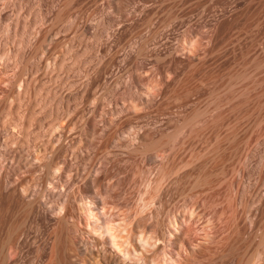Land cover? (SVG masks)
Masks as SVG:
<instances>
[{
    "label": "rangeland",
    "instance_id": "rangeland-1",
    "mask_svg": "<svg viewBox=\"0 0 264 264\" xmlns=\"http://www.w3.org/2000/svg\"><path fill=\"white\" fill-rule=\"evenodd\" d=\"M156 262L264 264V0H0V264Z\"/></svg>",
    "mask_w": 264,
    "mask_h": 264
},
{
    "label": "bare ground",
    "instance_id": "bare-ground-1",
    "mask_svg": "<svg viewBox=\"0 0 264 264\" xmlns=\"http://www.w3.org/2000/svg\"><path fill=\"white\" fill-rule=\"evenodd\" d=\"M175 225V224H174ZM175 227V226H174ZM101 229V233H105V235H108L109 236V238L111 239V242H112V246L115 248V249H117V250H120V244L118 243V235H116L117 234V232H118V226H115V225H112V224H106V226L104 227H100ZM120 230V229H119ZM97 231V230H96ZM99 231V230H98ZM145 232V231H144ZM100 233V234H101ZM104 233L103 234H101V235H104ZM142 234V233H141ZM146 236V235H145ZM152 238V237H151ZM147 239V238H146ZM145 239V237L143 236H141V238H139V242H141V243H146V244H150V240L148 241V240H146ZM184 244L185 245H189L190 243H189V241H185L184 242ZM120 245V246H119ZM182 245V244H181ZM122 247V246H121ZM122 249V248H121ZM126 250V249H125ZM122 253H124V255H127V252L125 253L124 251H121ZM130 252V251H129ZM130 254V253H129ZM120 258V257H119ZM167 262V261H166ZM166 262L165 263H163V264H166ZM154 263V262H153ZM156 263H159V264H161L160 262H156ZM155 263V264H156Z\"/></svg>",
    "mask_w": 264,
    "mask_h": 264
}]
</instances>
